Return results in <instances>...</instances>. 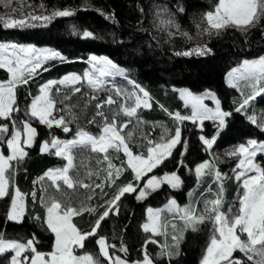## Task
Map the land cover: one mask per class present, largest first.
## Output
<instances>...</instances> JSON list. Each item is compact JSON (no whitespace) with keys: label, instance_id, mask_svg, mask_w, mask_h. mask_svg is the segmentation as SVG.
I'll use <instances>...</instances> for the list:
<instances>
[{"label":"trees","instance_id":"trees-1","mask_svg":"<svg viewBox=\"0 0 264 264\" xmlns=\"http://www.w3.org/2000/svg\"><path fill=\"white\" fill-rule=\"evenodd\" d=\"M23 2L18 5L20 12L28 10L30 14L51 15L56 11L72 10L73 15L54 17L46 26L32 28L0 26V42L49 46L64 57L63 60L52 61L45 67L46 71L43 69L38 77L17 88L16 105L20 110L13 115L18 119L25 120L24 110L39 93L42 84L50 79H59L68 73L83 74L88 68L90 56L98 55L106 56L116 65L126 68L130 78L151 95L152 107L140 109L142 118L150 122L163 120L169 123L170 119L166 112L183 109V102L174 88L187 87L193 92L210 89L218 94L223 109L231 113L227 118V126L216 141V148L219 151L242 143L248 138L264 140V132L236 111L237 106L232 102L234 90L225 84V76L230 69L244 59L264 54V16L246 32L228 28L211 35L206 44L211 50L208 54L181 56L176 53L190 51L193 42L190 44L185 36H171L158 28L152 18L153 6L159 4L167 6L176 15L181 30L192 38L198 37L199 27L204 24L203 16L217 4L218 0H23ZM84 31L93 33V38H84L82 35ZM3 76H6L5 72ZM77 87L81 88L78 93L71 89L63 91L67 93L68 99L62 104H57V109H63L61 113L64 112L68 119H72L69 124L70 131L65 133L58 127L49 130L33 120L32 124L38 132L36 141L31 148H27L28 155L14 164L13 185L26 197L24 219L21 222L9 220L11 198L9 196L0 198V234L6 239L21 242L34 237L37 241L35 246L43 253L52 250L54 239L45 222V209L41 204L43 190L37 180L50 168L63 166L64 159L54 153L42 152L40 149L42 142L53 136L70 138L78 129L97 134L101 130L103 119L96 116L95 105L108 96H113L117 104L103 109L111 120L118 111L121 101L115 95L107 92L97 93L84 84ZM116 121L121 124L127 119L119 115L116 116ZM205 124L202 131L191 123L184 124L182 143L176 148L173 156L157 170L163 173L178 171L185 184L182 192L165 185L144 201H140L136 193L126 194L118 202V214L110 213L101 223L98 236L109 237L113 241L111 243L115 242L117 245L124 244L127 251L119 254L129 261L140 259L143 248H146L156 264H199L207 242V233L203 226L195 231H186L181 249H178L180 254L169 259L166 255H159L158 248L152 243H146L147 236L141 225L145 220V210L148 206H160L172 196L181 201L186 200L187 188L194 183V176L190 178L188 174L199 162L207 158V150L200 140V135L203 133L211 138L217 132L216 124L209 122ZM147 129L149 134L154 131L150 127ZM184 142L188 147L186 144L187 151L182 155L185 150ZM257 160L264 167V157L259 156ZM114 161L117 164L120 162L119 159ZM187 178L191 181H187ZM133 179L132 171L125 165L124 172L116 178L112 187L103 191L95 190V196L89 203L90 207L97 209L95 212L85 211L75 216L73 220L77 228L83 232L90 231L105 208L103 203L111 199L119 187L132 182ZM231 188L232 191L235 186ZM64 189L66 200L74 197L80 200V196L83 200L89 198L86 189L81 186L72 190L67 187ZM226 191L228 197H232L230 189ZM96 240L97 237L87 239L83 251L98 255L99 246ZM11 256V252L1 255L0 264H9ZM237 256L245 259L240 253Z\"/></svg>","mask_w":264,"mask_h":264},{"label":"snow or ice","instance_id":"snow-or-ice-1","mask_svg":"<svg viewBox=\"0 0 264 264\" xmlns=\"http://www.w3.org/2000/svg\"><path fill=\"white\" fill-rule=\"evenodd\" d=\"M182 10V9H181ZM73 15L72 10H62L53 12L51 15H35L30 14L26 18L20 19H2L0 18V26L4 28H32L37 26H46L54 17H67ZM264 16V0H219L215 12L206 14L207 24L211 29L219 30L226 25L235 26L253 25ZM160 25L164 27H176L175 20L169 16L167 19H161ZM84 38H93V33L84 31ZM210 49L205 47L193 48L190 51L177 52V55L192 56L205 55L210 53ZM63 60L64 57L59 51L51 49H41L34 46H24L15 43H0V69H5L10 73L11 78L6 82H0V119L9 121L7 124H0V198L9 196L11 198V212L8 219L15 222H21L25 215L24 196L16 189L14 195L9 193V177L6 175L13 168V161L24 159L28 153L27 148H31L35 143L38 135L37 128L30 121H17L13 113L19 112L16 105L15 89L17 85L25 84L28 79L38 73L39 69H44V65L49 60ZM88 63L91 68L80 75H66L63 79L52 80L44 84L40 88V95L34 98L30 106V115L39 124L51 130L53 127L60 128L63 132L70 131L69 124L72 119H68L65 115L56 114L57 104H62L68 99L63 96L59 101L53 98L51 91L57 85H76L83 80L90 88L100 91L107 83L108 78L117 76L127 79L126 73L118 67L111 59L106 57L90 56ZM230 83L232 87H237V82L243 80L252 84L253 91L245 96L236 111L246 110V106L251 100L258 95H264V86L257 87V84L264 82V58L258 60L243 61L241 67L234 69L230 74ZM132 85V90H125L114 86L116 97H121L119 110L109 120L105 114L106 106L117 104V100L113 96H108L104 101L95 105L96 116L103 119L101 132L93 135L87 130L78 129L74 134V138L70 140H62L52 137L50 141H43L41 148L44 152L54 151V155L66 160V166L60 169L50 170L47 173V179L51 181L57 191L60 190V183L63 182L68 189H72L77 185L83 188H92V185L84 183L78 177H73L69 173L74 168V149H90L93 153L103 154L97 158L98 164L106 163L104 183L95 184V188L103 191L105 184H114L116 178L120 176L125 165L134 174L132 182L121 186L112 195L107 202L104 210L99 214L92 229L83 232L77 228L72 222V218L81 214L82 211H95V209L75 208L70 205L62 206V203L54 198L50 200L47 206V227L55 235L54 251L43 253L38 251L36 239L33 237L24 242L8 240L0 234V255L11 251L13 253L9 260V264H99V260L93 255L85 254L77 256L74 254L76 248H83L84 242L90 237H97L99 251L109 261V264H127V262L119 256L110 255L109 249L115 248L114 244H110L103 235L98 236L101 223L107 219L110 213L118 214V202L126 195L137 193L138 199H145L150 195L151 191L156 190L160 185L167 183L172 188H178L181 185V179L178 175H164L163 177H150L142 187L138 182L148 173L152 172L159 166L164 159L171 155L172 149L181 142V131L177 127L171 135L161 136L159 142H156L147 136L146 152L134 153L131 147V133L123 134V129L131 123L132 118H138L137 110L148 107V92L139 84L132 80L127 81ZM73 92H80L81 88L75 87ZM60 89L57 88V93ZM142 94V95H141ZM181 97L185 100L186 106L191 108L190 115L174 114V118L178 122L190 120L192 123L202 125L205 119L218 120L219 125L225 124V118L231 113L224 112L220 108V101L215 95L208 94L206 96L193 95L190 91H182ZM96 99V97H93ZM205 99H210L215 103V109L209 108L204 104ZM130 102V103H129ZM71 115V113H69ZM123 115L129 118L127 122L118 124L116 116ZM74 119V117H73ZM252 123L256 124L255 116H250ZM95 121H89L94 123ZM11 127V132H10ZM264 130V124L258 125ZM204 145L211 150L214 139L201 137ZM7 148L9 153L6 155L3 148ZM115 153H122L126 158L120 162V166L113 163L109 150ZM258 153H264V143H258L256 140L248 141V146L239 145L228 154L231 156H239L238 169L236 179L242 180L244 189L242 198L240 199V207L238 214L232 216L225 215L220 211L221 199L209 201L205 205L206 213H215L214 216L208 215V219L214 220L216 225V233L211 239L210 247L207 249V256L203 264H264V167L255 161ZM213 166L204 162L196 169V175L202 176L206 169ZM249 173L255 175L249 176ZM89 176L93 173L89 172ZM217 180L221 179V174L215 172ZM148 219L150 223H145L143 229L145 232H151L153 235H162L157 226V218L159 212L153 209L148 210ZM168 211H173L180 215L185 221L186 226H193L205 220V215L197 216L195 209L191 206L180 207L173 199L170 201ZM242 236L246 238L242 239ZM177 240V237H173ZM156 243L155 240L151 241ZM121 252L127 249L121 247ZM239 251L246 257V261L234 258L233 253ZM161 255L171 256L166 250ZM139 264H153V259L145 252L143 260Z\"/></svg>","mask_w":264,"mask_h":264},{"label":"rangeland","instance_id":"rangeland-1","mask_svg":"<svg viewBox=\"0 0 264 264\" xmlns=\"http://www.w3.org/2000/svg\"><path fill=\"white\" fill-rule=\"evenodd\" d=\"M6 1V2H5ZM11 2L7 1V0H0V18L4 19H20V18H25L28 15H30V12L28 11H18L19 7L18 6L20 3H24L23 0H10ZM219 0L217 2V4L215 6H213V8L209 11V12H215V8L218 6ZM21 10V9H20ZM208 13V12H207ZM206 13V14H207ZM206 14L203 16L204 19V24L202 27H199V35L198 37H190L188 36L185 32H183L180 28V25L178 23V19L176 18V15H174V13L172 11H170L168 9L167 6H164L162 4L159 5H155L153 6V10H152V18H153V22L154 24H156V26L158 28H160L161 30H165L167 33H169L171 36H182V37H186L189 41V43L193 42L191 45H193V48H197V47H205L207 49H209L208 47H206V44L208 42V38H210L211 35L214 34H218L220 32H222L225 29L228 28H235L238 29L239 31H244L246 32L247 30H249L250 28L253 27V25H247V26H235L232 24L226 25L225 27H223L222 29L219 30H215V29H211L210 26L207 24L206 21ZM27 15V16H25ZM169 16H171L174 20L176 25H178V29L176 27H164L163 25H160L159 21L161 19H167L169 18ZM261 19V18H260ZM259 19V20H260ZM258 22H256L254 24V26L257 24ZM200 26V25H198ZM0 43H4V44H12L14 42H0ZM18 44V43H15ZM18 45H24V46H34L37 48H41V49H51V50H55L49 46H37L34 44H18ZM191 48V49H193ZM57 51V50H55ZM63 56V55H62ZM97 57H106V56H98ZM107 58V57H106ZM260 58H264V54L260 55L258 57L255 58H251V59H244L242 60L238 65L234 66L232 69H230L228 71V73L225 76V84L234 90V93L232 95V102L234 105L237 106V108L239 107V105L241 104V102L243 101V99L245 98V96L249 95L250 93H252L253 91V87L252 84L248 81H239L237 82V87H232L231 83H230V77L229 74L236 68L241 67L243 64V61L248 60V61H253V60H258ZM109 59V58H108ZM52 61H60L59 59L56 60H49L45 63L44 68L51 63ZM118 66V65H117ZM120 67V66H118ZM91 68V65L88 63V68L85 70L88 71ZM124 70V72L126 73L127 79H125L124 77L121 76H117L115 78H108V81L106 83V85L100 90V91H95L92 88H90L83 80L81 81L80 84H76V85H57L55 87H53L52 91H51V95L53 96V92H55L54 96L57 99V101H59L63 96L67 95V93H63V91L65 92L66 89H71L77 86H80L82 84L87 85L91 90L97 92V93H102V92H107L110 93L112 95H115L114 93V86L115 87H119L121 89H125V90H132V85L129 84L127 81L128 80H132L130 78V74L129 71L124 68V67H120ZM43 71L42 69L38 70V73L36 75H34L33 77L29 78L33 79L38 77L41 72ZM5 72L6 76H3V73ZM66 75H80L83 76V74H79V73H68ZM64 75V76H66ZM62 76L59 79H50L48 81H46L44 84L48 83L49 81L52 80H60L63 79ZM11 78L10 73H8L5 69H0V82H6L7 80H9ZM133 81V80H132ZM42 84L39 87V93L35 96L37 97L38 95H40V88L44 85ZM23 84L17 85L16 89H15V96H16V101H17V88L19 86H21ZM264 86V82H260L259 84H257V87H262ZM57 88L60 89V92L57 93ZM175 91H177L178 97L180 98V100L183 102V109L179 110L176 109L173 112H166L169 116L170 122L167 123L165 121H157V122H150L148 120H146L145 118H142V116L140 115V109H150L152 107L153 104V99L151 97V95H148V107H143L141 106V108H139L137 110V114H138V120L136 118H132L131 123H128V126L126 128L123 129V134H128L131 133V147L134 153H140V152H146V145H147V141L144 139L145 136H147L148 138L159 142L161 139L162 135H165L167 133V135H171V133L177 128L179 127L180 131H181V142L178 143L171 152V155L169 157H167L166 159H164V161L157 166L155 169H153L152 172L148 173L146 176L143 177V179L141 181H139L138 183L143 187L145 185V182L147 181V179H149L150 177H163L164 175H171V174H175L178 175L181 179V185L178 188H172L169 184L164 183L162 185H160L156 190L151 191L150 195L152 193H154L155 191L159 190L160 188H162L163 186L167 185L170 188L174 189L177 192H182L184 190V181L183 178L180 176V174L178 173V171H171V172H157V170L159 169L160 166H162V164H164V162L169 159L170 157L173 156L174 151L176 150V148L178 146H180V144L182 143V127H184V124L191 123L194 127H196L198 130L202 131L205 127V123L209 122V123H213L214 125L216 124V128H217V132H215V134L213 135V137L209 138V139H214L215 143L213 144V147L211 150H208L206 148V146L203 143V140L201 139V137L204 138H208L207 136H205V134H201L200 135V140L203 143V145L205 146V149L207 150V158L201 162H199L193 169V171L191 172L189 169V176H191L190 178H192L193 176V180L194 183L191 184V186H188V190L186 192V200L181 201L179 200V198L177 197H169L168 200L160 205V206H148L145 210V220L141 225V229L142 231L146 234L147 236V244L148 243H152L151 241L155 240L156 243H152L156 248H158L159 251V255L164 252L165 250L168 253H171V256L166 255L167 258L170 259L173 257H176L180 254V251L178 249H181V244L182 241L185 237L186 231L188 230H198L201 226H203L205 232L207 233V242H206V246L203 250V253L201 255V258L199 260V264H203L205 257L207 256V249L208 247H210L211 244V239L213 238L214 235H218V233H216L215 229H216V225L214 223V220L212 219H208V215H212L214 216L215 213H206L205 212V205L212 200H215L217 198L221 199V205L220 207V211L223 212L225 215H228L230 218L236 214H238V210L240 207V199L242 198V194H243V187H242V180H237L236 179V173L237 171H239L238 169V163L240 160L239 156H231L228 153L231 152L233 149H235L237 146L239 145H245L248 146V141L250 140H256L258 143H264V140H258L256 138H248L245 139L244 142L242 143H238L235 144L233 146H230L229 148H227L226 150L223 151H219L216 148V141L217 138L219 136V134L222 132V130H224V128L227 126V118L230 116H227L225 118V124L223 126L219 125V121L218 120H213V119H205L203 121V124L201 125L199 123V121L197 123H192L190 120H186L183 122H178L175 120L174 118V114L179 113L180 115H190L191 114V108L189 106H186L185 104V100L181 97L180 93L182 91H190L193 93V95H201V96H206L208 94H212L215 95V97L217 99H219L220 101V108L222 111L227 112L223 109L222 107V103L221 100L218 96V94L214 91V90H210V89H206L203 90L201 92H193L190 88L187 87H178V88H174ZM145 90V89H144ZM146 91V90H145ZM142 95V94H141ZM53 96V98H54ZM32 99V102L34 100V98ZM54 98V99H55ZM121 100V97H118ZM31 102V103H32ZM121 102V101H120ZM31 103L28 105V107L24 110L25 112H30V106ZM130 103V102H129ZM204 104L207 105L209 108L211 109H215V103L214 101L210 100V99H205ZM61 106V105H60ZM236 108V109H237ZM117 109V108H116ZM58 110V109H57ZM119 110V107H118ZM239 113L243 114L250 122L251 120L249 119L250 116H255L257 123L253 125H255L256 127H258V125L260 124H264V95H258L256 96L255 99L251 100L250 103L246 106V110L244 111H238ZM229 113V112H228ZM56 114H62L65 115L64 112L63 113H59V111ZM14 116V115H13ZM65 117L67 118V115H65ZM14 118L17 121H30L31 123L36 121L34 118H32L30 115L26 116L25 115V120H20L17 117L14 116ZM125 118L127 119V121L129 120L128 117L125 116ZM34 120V121H33ZM125 121V122H127ZM6 120L0 119V124H7ZM124 123V122H122ZM147 127H150V129H153L154 131L151 132V134L147 133L148 129ZM260 131H263L261 129V127H258ZM191 131V130H190ZM10 132H11V127H10ZM101 130L96 134V133H92L93 135H98L100 134ZM58 138V137H56ZM74 135L70 138H59L62 140H70L73 139ZM52 139V137L50 139H47L45 141H50ZM36 141V139H35ZM186 142L183 143V147H184V151L183 154L186 153L187 148H186ZM42 145V144H41ZM188 147V144H187ZM40 149L42 151V148L40 146ZM3 151L5 152V154L7 155L9 153V150L5 147L3 148ZM27 151V149H26ZM55 150H52L50 153H54ZM78 151V153H77ZM44 152V151H42ZM28 153V152H27ZM75 159H74V168L70 171V175L73 177H78L79 179L83 180L84 183L90 184L92 185V188H84L86 189V192L89 195V198L87 200H83V198L80 196V200H77L75 197L74 198H70L68 200L65 199L64 196V187H67L66 185L63 184V182H59L60 183V190L57 191L56 187L54 185H52L51 181H49L47 179V173L50 170H54V169H60L66 166V160L64 159V165L63 166H57V167H53L50 168L49 170H47L45 172V174L43 176H41L40 178H38V185L39 187L43 190V195H42V199H41V204L43 205L44 209H45V222L47 220V206L48 203L50 202V200L52 198L60 201L62 203V206L65 205H70L72 207L75 208H86V209H96L97 208H93L90 207V203L89 200L93 199L95 196V190L99 189V188H95V184L98 183H104V176H105V171L104 169L106 168V163L104 162L103 164H98L97 163V158L98 157H102L103 154L100 153H93L90 151V149H74L73 150ZM182 153V152H181ZM109 155L112 157H116L117 155L119 156V161L121 162L122 160H125L126 158L123 156L122 153H115L113 150H109ZM259 156H263L264 157V153H258L257 156L255 157V161L257 163H259V161L257 160V158ZM77 158H80L79 161L76 160ZM115 158L113 159V163L116 166H120V162L117 164L115 161ZM21 161V160H20ZM18 163L17 161H13V168L9 170V173H7L6 175H8L9 177V193L11 195H14V190H16L17 188L14 187L13 185V172H14V164ZM204 162H208L210 163L213 167L210 169H206L205 170V174L202 176H197L195 173V169ZM260 164V163H259ZM263 167V166H262ZM187 170V169H186ZM219 172L221 174V179L217 180L216 176H215V172ZM89 172L93 173V175L89 176ZM124 172V170L122 171V173ZM165 172V171H164ZM121 173V174H122ZM120 174V176H121ZM134 175V174H133ZM187 175V176H188ZM249 176L251 175H255V173H249ZM119 176V177H120ZM118 178V177H117ZM190 178H187V181H191ZM100 179V182H99ZM115 184V183H114ZM114 184H105L104 185V189L105 188H110L112 187ZM125 186V185H124ZM235 186V189L231 191V187ZM82 187V186H81ZM74 188H80V185L75 186ZM72 188V189H74ZM83 188V187H82ZM71 189V190H72ZM103 189V190H104ZM227 189H230V194L233 193L232 197H228V193H227ZM101 191V189H99ZM22 194V193H21ZM150 195H148L145 199H139L140 201H144L146 200ZM24 196V205H25V215H26V197ZM137 196V193H136ZM175 200L177 202V204L180 207H189L191 206L192 208L195 209V214L197 216L200 215H205V220L201 223H197L193 226H186L185 225V221L183 219L180 218V215L178 213H175L173 211H168V206L171 200ZM110 199H108L107 201H105L103 203V206L105 207L107 205V202ZM11 206V205H10ZM151 208L153 209L154 212H159V217L157 218V226L160 232H162V235H153L151 232H145L143 229V225L145 223H150L149 219H148V209ZM87 211V210H86ZM94 211V212H95ZM11 212V207L9 208V212H8V216L10 215ZM85 212L82 211L81 214ZM24 215V217H25ZM79 216V215H78ZM23 217V219H24ZM74 218V217H73ZM72 218V222L74 223V220ZM22 219V220H23ZM15 222V221H14ZM47 225V223H46ZM51 231V230H50ZM52 233V232H51ZM53 235V246H52V251H54V247H55V235L54 233H52ZM177 237V240H173V237ZM106 237V236H105ZM108 242L110 244H114L116 247L115 248H110L109 252L110 255H115V256H119L122 259H124L127 264H139L140 261L143 260L144 254L145 252L148 253V255L151 257V255L149 254V251L145 248H143V253H142V257L140 259L134 260V261H129L128 259H126L124 256H122L119 253H122L120 251V248L123 247L125 248V245H117L115 242H113L109 237H106ZM246 238L245 236H242V239ZM6 239V238H5ZM9 240V239H8ZM17 241V240H15ZM21 242V241H19ZM86 241L84 242V246H85ZM97 243V240H96ZM98 245V244H97ZM83 248H76L74 250V254L77 256H82L85 254H89V255H93L91 252L89 251H83ZM117 251V252H116ZM179 251V252H178ZM11 252V251H9ZM47 252V253H50ZM178 252V253H177ZM7 253V252H6ZM12 253V252H11ZM239 251H235L233 253V257L234 258H239L242 260H245L244 258H240L239 256H237V254H239ZM5 254V253H4ZM178 254V255H177ZM241 255H243L242 253H240ZM13 255V253H12ZM1 256V255H0ZM244 256V255H243ZM12 257V256H11ZM93 257L97 260H99V264H109V261L103 257V255L100 253V251L98 252V255H93ZM152 258V257H151ZM246 261V260H245ZM153 264H156L153 261ZM247 264H252V262H247Z\"/></svg>","mask_w":264,"mask_h":264}]
</instances>
